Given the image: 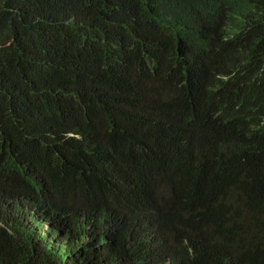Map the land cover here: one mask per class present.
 Segmentation results:
<instances>
[{"label":"trees","instance_id":"16d2710c","mask_svg":"<svg viewBox=\"0 0 264 264\" xmlns=\"http://www.w3.org/2000/svg\"><path fill=\"white\" fill-rule=\"evenodd\" d=\"M251 246L264 0H0V264H264Z\"/></svg>","mask_w":264,"mask_h":264},{"label":"clouds","instance_id":"9594fccd","mask_svg":"<svg viewBox=\"0 0 264 264\" xmlns=\"http://www.w3.org/2000/svg\"><path fill=\"white\" fill-rule=\"evenodd\" d=\"M197 32L194 31H188L185 34L182 35L183 37V42L185 44V52L187 55V58L189 60V62L192 64L193 63H201L204 60V56L202 55V53L194 50L191 48V45H193L194 41H195V36H196ZM181 84L180 78L174 82V85H179ZM196 167V163L193 160H187L185 161L181 166L177 167L174 171L175 174H177L178 176L182 175V174H189L194 168ZM203 171L209 172L208 167L205 164V167L203 169ZM194 174V173H193ZM207 180H205L202 176L198 175L196 176V178L194 180H192L190 182V186H192L194 189L198 190V188L203 185ZM160 194L158 195H154L151 199H152V212H157L156 210H154L156 207V203H158ZM158 209V208H157ZM250 250L252 251V253L254 254V256L261 260L264 261V246H251Z\"/></svg>","mask_w":264,"mask_h":264}]
</instances>
